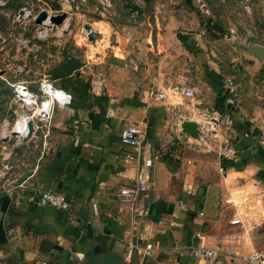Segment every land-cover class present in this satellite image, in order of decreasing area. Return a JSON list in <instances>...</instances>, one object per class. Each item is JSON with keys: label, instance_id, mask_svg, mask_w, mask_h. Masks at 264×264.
I'll return each instance as SVG.
<instances>
[{"label": "rangeland", "instance_id": "obj_1", "mask_svg": "<svg viewBox=\"0 0 264 264\" xmlns=\"http://www.w3.org/2000/svg\"><path fill=\"white\" fill-rule=\"evenodd\" d=\"M41 10L65 12L66 18L59 25L36 24ZM254 45L264 46V0H0V184H16L41 151L47 155L45 134L53 114L65 108L53 97L26 107L13 91L17 80L38 90L40 79L49 78L56 87L73 79L105 106L110 101L113 110L145 109L149 129L164 128L159 138H149L159 145L158 154L170 153L160 144H176L172 169L185 146L204 149L210 161L225 157L222 152L238 142L241 128L258 143L264 139V57ZM74 60L77 68L70 76L53 79L58 68ZM211 72L220 82L218 91L206 81ZM175 86L191 87L194 96L182 98ZM64 90L71 93L69 86ZM152 90L165 91L173 106L148 98ZM217 98L224 101L222 113ZM196 108L220 114V129L205 142L180 127L183 120H200ZM35 115L47 119L37 123L34 136L19 139L18 128ZM192 160L190 154L188 169Z\"/></svg>", "mask_w": 264, "mask_h": 264}, {"label": "crops", "instance_id": "obj_2", "mask_svg": "<svg viewBox=\"0 0 264 264\" xmlns=\"http://www.w3.org/2000/svg\"><path fill=\"white\" fill-rule=\"evenodd\" d=\"M57 85L69 86L73 101L52 116L47 155L41 151L16 184H0L6 234L0 264H75L94 250L112 251L127 264H247L248 254L264 252V139L256 143L254 134L238 135L235 156L213 161L204 149L185 146L172 169L176 144H160L170 153L158 154L159 145L149 138H159L164 128L151 116L155 126L149 129L145 109L113 110L110 101L105 106L73 79ZM129 124L155 135L146 134L138 152L120 141ZM123 185L140 187L133 210L118 202L116 190ZM48 188L63 192L71 210L36 207L33 198ZM8 190L15 194L9 197ZM128 242L151 243L152 249L129 256ZM197 245L215 249V259L195 257L191 247Z\"/></svg>", "mask_w": 264, "mask_h": 264}, {"label": "built area", "instance_id": "obj_3", "mask_svg": "<svg viewBox=\"0 0 264 264\" xmlns=\"http://www.w3.org/2000/svg\"><path fill=\"white\" fill-rule=\"evenodd\" d=\"M13 91L21 103L26 107L38 106V101L41 98H51L59 94L62 95L63 100L58 102L60 107H66L71 104L73 96L71 93L65 91L63 88L56 87L51 79H40L38 82V90H31L28 85L22 81L17 80L11 84ZM174 93L179 94L182 98H192L194 96V91L191 87L175 86L173 89ZM148 98L158 100V101H169L168 94L163 90H152L148 94ZM43 100L39 101L42 103ZM167 105L173 106L172 102H167ZM197 115L200 120L196 121L199 131H200V141L205 142L214 131L220 129L218 119L220 114L213 112L209 115L207 112L201 111L198 108ZM27 113V112H26ZM32 115V113H31ZM50 117V116H49ZM48 117V118H49ZM47 119V118H46ZM46 119L41 118V116L35 115L31 117V121L34 126V131L31 136H34L39 126L38 122L45 121ZM16 123V122H15ZM14 123V124H15ZM28 132V126L25 124L22 127L21 135H17L19 139H23L24 135ZM9 137V136H8ZM30 137V136H29ZM28 138V137H27ZM4 139V138H3ZM24 140V139H23ZM197 140V139H196ZM120 141L123 145L127 146L134 152H138L142 146L147 142V136L145 131L136 124H129L125 126L120 132ZM225 157H233L236 154V148L234 145H229L222 152ZM139 186L123 185L117 188L116 196L118 202L122 206H128L132 210L138 206V194ZM9 197L13 195V192L7 191ZM33 204L36 207H52L54 209L62 210L68 212L71 210V202L69 198L61 191L55 189H42L33 198ZM239 219L231 220V223H237ZM141 239V237L139 236ZM152 249L151 243H146L144 246H139L137 243L128 242L126 252L127 255H132L137 253L140 255L149 254ZM191 252L198 259L213 260L216 257L217 251L212 248L203 247L200 245L192 246ZM247 264H264V252L255 251L245 258ZM173 264H182L179 260H175Z\"/></svg>", "mask_w": 264, "mask_h": 264}, {"label": "water", "instance_id": "obj_4", "mask_svg": "<svg viewBox=\"0 0 264 264\" xmlns=\"http://www.w3.org/2000/svg\"><path fill=\"white\" fill-rule=\"evenodd\" d=\"M25 15L23 10L19 11V16ZM66 18L65 12L49 14L46 10H41L35 17L34 22L36 24L43 23L44 20L49 19L53 24H61ZM85 29L88 30L89 39H93V31H91V26L89 24L85 25ZM179 37L181 40H185L186 36L179 33ZM253 50L257 52L260 57H264V46L254 45ZM75 64H67L61 68H58L56 72L53 73V79H61L64 77H68L71 74L72 69L77 68V62L74 60ZM28 132L24 135L23 139L31 136L34 131V126L31 120L27 123ZM181 130L187 136H190L194 139H198L200 137V131L195 120H183L180 124ZM7 139V138H4ZM9 203V198L5 197L1 201V211L5 212ZM6 234L4 229L3 220L0 219V243L5 242ZM75 264H127L120 256L115 254L112 251L98 252L96 250L92 252H87L83 255V258L78 260Z\"/></svg>", "mask_w": 264, "mask_h": 264}, {"label": "trees", "instance_id": "obj_5", "mask_svg": "<svg viewBox=\"0 0 264 264\" xmlns=\"http://www.w3.org/2000/svg\"><path fill=\"white\" fill-rule=\"evenodd\" d=\"M210 83H211V86L215 89V90H219V85H220V82H219V80H218V77L214 74V73H210ZM214 79L216 80V81H214ZM213 80V81H212ZM209 83V84H210ZM83 93H84V90H81L80 91V94L81 95H83ZM223 99L222 98H217V108L220 110V113H222L223 112V109L221 108V105H222V103H224V101H222ZM155 117V116H154ZM156 118V117H155ZM151 122H152V120H151ZM241 130L243 131V132H241ZM241 130H240V135L241 136H243V135H247L248 133L243 129V128H241ZM147 136L148 137H151V136H155L154 134H153V132L151 131V133L150 132H148L147 131Z\"/></svg>", "mask_w": 264, "mask_h": 264}, {"label": "bare ground", "instance_id": "obj_6", "mask_svg": "<svg viewBox=\"0 0 264 264\" xmlns=\"http://www.w3.org/2000/svg\"><path fill=\"white\" fill-rule=\"evenodd\" d=\"M23 16H24V15H23ZM47 21H49L51 25L53 24L49 19H46V20L43 21V23H41V25H44ZM59 95L61 96V99H60V100L58 99L57 96H56V98L53 97V98H54L55 100H57L58 102H60L61 100H63L62 95H61V94H59ZM58 102H57V105H58ZM49 104H51V103H49ZM44 106H45V103L43 104V108H44ZM58 106H59V105H58ZM48 108L50 109V107H48ZM43 115H44V114H43ZM43 115H42V116H43ZM23 121H24V119L22 118V119H21V125H22V122H23ZM25 124H27V122H25L24 125H25ZM24 125H23V126H24ZM23 126H22V127H23ZM22 127H19V128H18V132H22ZM198 139H199V138H198Z\"/></svg>", "mask_w": 264, "mask_h": 264}]
</instances>
